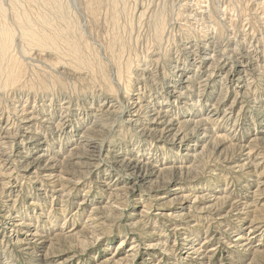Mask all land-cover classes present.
Instances as JSON below:
<instances>
[{"label":"rangeland","instance_id":"374dc122","mask_svg":"<svg viewBox=\"0 0 264 264\" xmlns=\"http://www.w3.org/2000/svg\"><path fill=\"white\" fill-rule=\"evenodd\" d=\"M0 264H264V0H0Z\"/></svg>","mask_w":264,"mask_h":264},{"label":"bare ground","instance_id":"6f19581e","mask_svg":"<svg viewBox=\"0 0 264 264\" xmlns=\"http://www.w3.org/2000/svg\"><path fill=\"white\" fill-rule=\"evenodd\" d=\"M28 31H30V30H28ZM31 31H32V30H31ZM33 32H34V31H33ZM31 34H33V33H31ZM38 35H39V34H38ZM38 35H37V40L41 38V37L38 38ZM27 36H30V35H27ZM33 36H36V35H33ZM40 36H41V35H40ZM34 38H35V37H34ZM45 38H46V37H45ZM47 38H48V37H47ZM6 39H7V38H6ZM6 39H5V40H6ZM31 40H32V38H31ZM31 40H30V41H31ZM32 41L35 42V40H32ZM7 43H8V42H7ZM3 44H4V43H3ZM5 44H6V43H5ZM3 46H4V48H5V45H3ZM7 47H8V46H7ZM2 51H3V50H2Z\"/></svg>","mask_w":264,"mask_h":264}]
</instances>
